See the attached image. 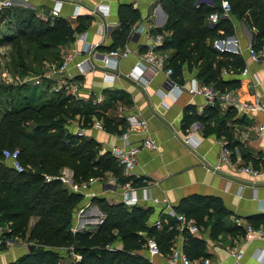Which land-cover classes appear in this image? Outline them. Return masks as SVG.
<instances>
[{
  "label": "trees",
  "instance_id": "16d2710c",
  "mask_svg": "<svg viewBox=\"0 0 264 264\" xmlns=\"http://www.w3.org/2000/svg\"><path fill=\"white\" fill-rule=\"evenodd\" d=\"M227 1L230 5L229 16L241 18L248 14L251 26L256 31L251 46L258 52L264 42V0ZM157 2L167 14V19L161 29L152 31L168 33L158 50L175 51L168 59L173 78L179 77L185 68L187 72H194L203 85L212 86L218 91L235 89L238 81H223L219 73L222 68L232 72L242 71V58L220 52L212 45L215 36L232 34L231 22L228 16H220L212 26L206 21L211 12H219L220 0ZM5 10L0 22L11 24L14 33L3 34L0 45H10L21 65L25 61L24 55L30 54L29 49H22L24 44L34 43L39 50L46 51L72 42L75 35L87 28L85 17H77L76 24L72 26L62 18L40 20L28 9L13 7ZM117 14L119 26L110 31L111 45L98 48L102 51L123 47L130 37L131 28L140 19L139 11L131 4H120ZM58 60L57 63L61 61V56ZM42 83L40 85L45 88L41 87L40 90L37 85L0 84V101L9 107L0 114V222L9 229L5 236L26 240L34 245L16 264H57L61 259L59 253L54 251L57 248L69 249L77 254L80 259L75 264H151L141 255L146 239L155 242L159 253L169 254L178 236H182L183 252L190 259L208 257L203 242L186 229H179L174 217L163 215L166 222L163 223L162 219L158 228L147 224L150 208L111 204L103 198L92 200L104 215L96 231H72L73 210L83 196L72 192L58 178L62 168H70L75 183L101 177L106 171L111 172L118 183L129 179L121 176V168L110 152L100 154L99 144L91 138L70 132L68 122L78 116L82 126L87 129L92 127L94 120H98L104 131L118 135L125 132L127 125L124 119L107 113L111 101L117 99V91L111 94L107 92L106 105L98 108L91 101H83L63 91H51L50 97L42 98V92L49 89L51 84H47L46 80ZM218 106L217 103L207 106L205 112L213 116ZM194 120L202 121L201 117L191 114L185 125ZM212 131V127L205 126V134ZM224 139L230 149L235 146L227 133ZM15 146L19 148V161L24 167L22 172L10 168L1 155L3 149ZM200 201L202 205L183 207L181 214L186 220H193L197 227H205V218L210 216L209 209H212L215 216L211 224L212 238L222 232L242 234L216 199ZM31 217L36 221L26 236ZM117 243L120 248L113 246Z\"/></svg>",
  "mask_w": 264,
  "mask_h": 264
},
{
  "label": "crops",
  "instance_id": "0c3cea01",
  "mask_svg": "<svg viewBox=\"0 0 264 264\" xmlns=\"http://www.w3.org/2000/svg\"><path fill=\"white\" fill-rule=\"evenodd\" d=\"M12 1L11 8L31 10L43 21L54 19L50 13L55 7L59 11L56 17L66 20L72 26L76 24L77 17L87 18L86 30L75 35L69 46L64 51L62 49L64 53L79 52L75 53L66 71L67 76L77 77L81 85L77 98L91 101L92 105L101 108L106 105L107 94L117 91L119 93L117 99L111 101L112 105L107 108V113L124 119L126 129L141 121H144L146 126L144 130L129 135V143L137 145L144 138H151L157 143V149L142 148L138 152L134 174L128 187L124 186L125 182L118 183L115 176L106 171L94 183L89 184L87 181L76 183L78 191H74L70 185L74 182L72 171L66 167L60 170V175L67 181L63 183L72 192L83 196L73 210L72 231L95 232L104 215L92 200L103 198L111 204L122 203L128 206L124 199L128 196L129 189L136 191L138 200L136 206L151 209L147 224L155 225V222L159 221L158 228L162 219L163 223L166 222L163 215L175 218L176 214L183 213V207L202 205L200 200L216 199L227 211L231 220L235 217L241 220L242 226L238 227L242 234L232 235L222 232L212 238L211 224L215 216L213 210L209 209L210 216L205 218L207 225L197 227L194 236L203 242L205 253L211 260L221 264H264V237H256L249 244L243 241L246 224L264 231V133L259 134L256 131L257 126L263 121V115L257 111L239 112L234 108L225 109L223 105L217 103L219 105L217 111L213 116H209L205 112L207 106L204 99L200 95L188 92L190 80L196 78L194 72H187L183 68L181 75L176 79L172 74L171 79L181 87V90L169 91L166 86V76L162 72H155L150 65L138 66L135 53L122 59H113L115 67L106 68L99 56L81 51L85 45L92 46L98 43L97 49L111 45L110 31L119 26L117 11L120 4H131L139 11L140 19L135 24L146 28L149 26L151 30L161 29L165 25L167 14L160 4L156 0ZM99 4L105 5L100 11L106 13L92 14V10ZM77 6L78 14H75ZM3 12L4 10L0 12V16ZM228 19L233 32L224 36L225 39L216 41L214 44L218 47L215 48L216 50L220 47V49L229 48L228 51L220 50V52L240 56L247 73L242 75V71L232 72L222 68L220 77L223 81H238L235 90L242 100L254 101L259 98L264 102V42L258 51L260 62H252L248 50L252 47L255 29L251 24L230 18L229 15ZM1 27L3 30L0 32L8 35L14 33L11 24L0 22ZM230 41L232 43H228ZM148 43L145 33L131 32L125 45L131 51L141 53L146 50ZM3 46L5 45H0V48ZM161 52L170 59L175 51L171 49ZM82 60H87L91 68L83 75H78L75 64ZM130 73L137 74L138 78L134 79L135 77ZM54 81L56 78L52 79V82ZM50 93L51 90L46 89L42 92V98L50 97ZM98 93H101L103 100L99 104H94L92 100ZM0 105H3L1 101ZM117 105L124 106L123 116L117 115L115 108ZM191 114L201 117L202 121L194 120L189 125H185L186 119ZM79 120L78 116L71 120L68 125L70 132H76ZM206 125L212 127L213 131L205 134ZM225 133L231 137L235 146L231 149L227 146L230 150V159L228 162H221L219 153L222 141L225 140ZM188 134H191L196 141L185 143L184 138ZM83 136L99 144L100 154L109 153L113 147L122 145L118 134L106 132L102 128H87ZM217 164L219 169L214 170L213 167ZM244 166L259 169L258 175L253 177L241 171ZM113 179L116 180L115 184L111 183ZM143 193L145 199L142 198ZM183 203L184 205L181 206ZM35 221L34 217L29 219L26 236ZM13 241L12 245H0V264H16L20 257L28 253L27 248L31 243L21 239H13ZM183 245L182 236H178L174 247L182 249ZM236 245L243 246L245 250L237 263L227 251L229 247ZM114 247L120 248V244L117 243ZM144 248L141 255L151 264H167L169 254L159 253L149 257L146 246ZM54 251L61 257L57 264H75L80 259L69 249L57 248Z\"/></svg>",
  "mask_w": 264,
  "mask_h": 264
},
{
  "label": "built area",
  "instance_id": "2783aa9c",
  "mask_svg": "<svg viewBox=\"0 0 264 264\" xmlns=\"http://www.w3.org/2000/svg\"><path fill=\"white\" fill-rule=\"evenodd\" d=\"M106 1V0H103ZM13 6L12 0H0V12L11 8ZM105 7L103 4L97 5L93 10L92 14H98L101 15L105 14L106 11H100L101 8ZM75 14H78V6L75 8ZM58 8L52 9L50 16L57 18L58 16ZM230 13V5L227 0H220V6H219V12H211L208 17L206 18L207 23L212 26L216 24L219 21L220 16L227 17ZM131 32L134 33H145L149 43L144 52L138 53L137 51H131L126 45H124L121 48H116L108 51H100L97 49L98 43L95 45H85L82 52L86 54H93L96 56H99L100 60L103 63V66L106 68H114L115 63L113 62V59H122L127 57L131 53H135L136 55V64L138 66H143L144 64L150 65L155 72H162L166 76V86L168 87V90H175L180 91L181 87L177 85L172 79V69L168 66V58L160 51L158 50V47L162 44V41L164 39V36H167V32H161V33H155L151 30V28L148 26L147 28L144 26H139L137 24L133 25L131 28ZM82 35V34H81ZM232 43V41H230ZM75 53H79L77 51H66L64 55L61 57V61L59 63H50L46 72L43 74L41 78H36L35 84H40L42 79L44 80H52L53 78H56V83L52 87L51 91L53 92H64L68 95H72L73 97L77 98L79 97V89H80V83L78 80H76L77 77H69L66 74V71L68 69V66L72 62ZM248 54L250 57V60L254 63L260 62V55L257 51H255L252 47L249 48ZM78 75H83L88 69L91 68V64L87 62V60L79 61L75 64ZM137 68V67H135ZM247 73V70L244 68L241 72L242 75H245ZM133 74L135 77L134 79H137V74ZM6 78H8L6 76ZM6 80V79H5ZM188 92L200 95L204 101L206 106H213L215 103H220L224 106L225 109L227 108H234L236 111L242 112V111H257L260 112L263 115V121L257 126V133L262 134L264 133V102H262L259 98H256L254 101H244L242 100L239 95L237 94V91L235 89H227L224 91H218L214 89L212 86L209 85H203L200 83L196 78H192L189 83ZM160 96H162V93L158 91ZM90 95V94H89ZM103 100L101 93H98L94 96V99L92 102L94 104H99ZM116 113L118 116H123V111L119 105L116 107ZM71 123V121L68 122ZM92 127L101 129L102 124L98 120H94L92 122ZM145 122L141 121L138 124L131 125L128 129L125 130L124 133L119 135V139L122 141V145L119 147H113L110 150V154L112 157L117 161L118 165L121 168V176L123 178L129 179V181L125 182L124 186L128 187L130 185V179L133 176V170L137 162V154L140 151V149H157V143L155 140L151 138H144L139 144H131L129 143V135L139 132V130L145 129ZM85 132V128L83 126H78V129L76 130V134L78 136H83ZM185 143H188L189 141H196L191 134H188L184 138ZM1 155L3 157L4 162L13 170L16 172H22L24 170L23 165L19 161V150L18 149H3L1 151ZM230 157V150L227 147V142L225 140L222 141V148L219 153V161L221 162H228ZM214 170L219 169V165L213 167ZM241 171L251 174L253 177H256L259 173V169L253 168L251 166H244L240 169ZM62 182H67L66 178L63 176L58 177ZM46 180H49L46 178ZM97 180V178H89L87 182L89 184L94 183ZM111 183H116V180H111ZM71 189L74 191H78V184L72 182ZM144 192V191H143ZM143 199H145L144 193H143ZM137 196L136 191L134 189H129L128 196L125 197L124 202L128 206H133L137 204ZM154 202H157L156 200H153ZM175 219L178 223L179 229H186L189 234L192 236H195L197 232V226L193 220H186L183 216V214H176ZM233 222L236 226H242L241 220L239 218H233ZM156 226H159V221L155 222ZM245 232L243 235V241L246 244H249L254 238L256 237H264V231L257 230L253 228L250 224H246L244 226ZM9 232V229L7 227H3L0 222V245L6 244V245H12L13 239L17 240L16 237H7L5 236V233ZM146 248L148 250L149 257H154L155 255L159 254V250L155 244V242L152 239L147 238L146 239ZM228 254L231 258H233L234 262L237 263L241 259V257L244 254V247L241 245L231 246L228 248ZM221 264L218 261H213L209 257H203L200 259H190L183 251L182 249H178L173 246L172 250L169 253V256L167 258V264Z\"/></svg>",
  "mask_w": 264,
  "mask_h": 264
},
{
  "label": "rangeland",
  "instance_id": "374dc122",
  "mask_svg": "<svg viewBox=\"0 0 264 264\" xmlns=\"http://www.w3.org/2000/svg\"><path fill=\"white\" fill-rule=\"evenodd\" d=\"M156 1H158V0H156ZM236 16L230 15L229 17L235 18L237 20H242L244 22H247L249 25L251 24L250 20L248 19V14L244 15L241 18H237ZM0 30H3V28L1 27ZM3 34H5V33L1 31L0 37ZM225 38L226 37H224V36L223 37L215 36L214 38H212L213 47L215 48L216 45L214 43L216 41H220V40H223ZM70 43L71 42H66L64 44L59 45L56 48L49 49L46 51L39 50L35 46L34 43L24 44L22 46V49L23 50L29 49L30 54H29V56L24 55L25 61L22 63V65L18 62V60L14 56L13 48L10 45L3 46L2 48H0V84L12 83L14 85H21L23 83V84H27L29 87L37 85L39 90L41 89V87L45 88L44 86L40 85L42 83V81H45V80L42 79V81L38 85V84H35L36 78H41L43 76V74L46 72L50 63L55 64L59 61L58 59L60 58L61 54L64 53V52H62V49L64 51L69 46ZM228 43H230V42H228ZM216 47H218V45ZM220 48L219 49L217 48L218 51H220V50L224 51L226 49H229V48H223V47H222V49H220ZM22 73H24V74H22ZM6 76L8 78H6ZM4 79H6V80H4ZM46 81H47V84L51 83L49 86V89L51 90L52 87L54 86V84L56 83V81H54V82H52V80H46ZM30 91H32V90L30 89ZM64 93H65V91H64ZM2 104L3 105H0V114L2 113L3 109L9 108L3 102H2ZM119 107H121L122 111L125 112L124 106L119 105ZM78 126H82L81 120H79ZM8 149H19V148L17 146H15V147H11V148L9 147ZM68 169H70V168H68ZM115 245L116 244H113V246H115Z\"/></svg>",
  "mask_w": 264,
  "mask_h": 264
},
{
  "label": "water",
  "instance_id": "95a60500",
  "mask_svg": "<svg viewBox=\"0 0 264 264\" xmlns=\"http://www.w3.org/2000/svg\"><path fill=\"white\" fill-rule=\"evenodd\" d=\"M224 51H228V49H226ZM33 248H34V245H29L28 248H27L28 249V252H30Z\"/></svg>",
  "mask_w": 264,
  "mask_h": 264
}]
</instances>
